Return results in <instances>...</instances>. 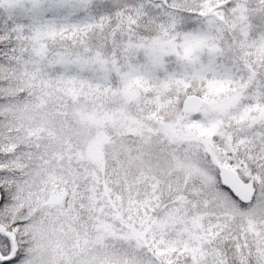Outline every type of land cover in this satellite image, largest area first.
Instances as JSON below:
<instances>
[{"label":"snow or ice","instance_id":"1","mask_svg":"<svg viewBox=\"0 0 264 264\" xmlns=\"http://www.w3.org/2000/svg\"><path fill=\"white\" fill-rule=\"evenodd\" d=\"M0 264H264V0H0Z\"/></svg>","mask_w":264,"mask_h":264}]
</instances>
